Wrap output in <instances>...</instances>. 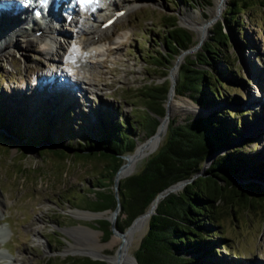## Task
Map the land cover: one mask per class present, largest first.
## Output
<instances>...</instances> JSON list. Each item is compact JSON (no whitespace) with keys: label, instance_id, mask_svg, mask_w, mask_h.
Returning a JSON list of instances; mask_svg holds the SVG:
<instances>
[{"label":"rangeland","instance_id":"1","mask_svg":"<svg viewBox=\"0 0 264 264\" xmlns=\"http://www.w3.org/2000/svg\"><path fill=\"white\" fill-rule=\"evenodd\" d=\"M229 1L225 0L215 11L216 0H99L93 18H82L85 31L96 30L114 14L113 10H126V14L108 28L97 46H92L97 57L90 58L88 53L92 48L78 46L77 52L85 58L76 74L65 71V62H52L42 56V47L37 41L22 53L12 46L0 56V120L7 122L0 131V251L4 249L10 255V264H61L69 258H86L83 254L65 252L70 245L95 243L97 237L99 244L105 245L104 255L117 254L115 251L120 243L109 245L114 235L109 225L105 227L109 235L104 238L103 227L97 223L104 219L84 220L71 214L86 212V202L93 201V192L112 190L110 185L103 189L95 185L102 161L77 159L76 149L88 143L96 146L99 135H104V127L112 122L121 120L135 124L138 120L142 102L136 91L163 80L149 64L154 62L152 56L156 52L163 51L159 43L165 31L161 23L164 16H174L177 27L192 36L194 45L202 41L201 46L209 37L213 24L226 12ZM249 2V7L237 17L240 21L238 31L234 24L230 30L222 22V31L230 40L227 47L219 49L218 61L211 64L219 68L222 84L217 90L218 98L214 97L209 108L202 110L187 95L174 94L178 67L186 56L199 49L179 56L177 65L171 70H174L171 76L175 79L170 94H173V101L184 98L191 108L168 117L167 122L160 125L156 137H146L140 126L129 133L135 139V148L127 154L129 160L132 159L131 174L139 171L160 146L169 120L182 124L189 118L205 117L212 112L228 126L241 117L244 123L233 128L227 137L228 144L217 155L240 156L234 161L239 166L236 182L253 186L262 192L264 199V182L260 180L264 177V0ZM185 16H190L197 24H208L204 39H198L195 33L181 25ZM213 18L216 20L211 22ZM60 21L56 26L57 43L62 46L70 41L71 45L77 44V27L65 22L64 17ZM17 40L25 46V38ZM63 51L64 48H59L58 55ZM197 67L205 71L211 68ZM252 70L257 72L254 79ZM53 77L57 86L66 78L69 81L65 85H68L78 77L84 83L81 87L87 88L85 96L75 87H70L67 93L54 88V84L52 96L46 95L42 86L37 87L38 82H50ZM17 93L18 96L14 95ZM2 106L7 109L3 110ZM167 106L165 99L164 111ZM261 122L262 126L257 128ZM46 135H49L47 139ZM59 135L61 140H57ZM55 150L65 152L64 156H56L52 153ZM122 162L124 164L125 159ZM105 212L110 215L112 211ZM116 218L115 224H121L124 219L121 209ZM82 228L98 234L89 235ZM146 228L147 223L129 242L131 256ZM128 230L121 232L124 234ZM202 235L196 240V250L191 248L189 257L193 260L189 264H264V202L262 207L259 205L253 210L233 205L230 209L218 207L213 226H207Z\"/></svg>","mask_w":264,"mask_h":264},{"label":"trees","instance_id":"2","mask_svg":"<svg viewBox=\"0 0 264 264\" xmlns=\"http://www.w3.org/2000/svg\"><path fill=\"white\" fill-rule=\"evenodd\" d=\"M246 1L230 0L226 12L213 24L209 37L199 50L183 60L178 67L174 86L176 96L187 95L189 100L202 110L209 108L214 97L218 98L217 90L222 84L218 75L219 68L211 64L218 61L221 53L219 49L227 47L230 40L229 35L222 31V22L230 30L234 24L237 27L235 30L238 31L240 21L237 17L251 4L249 0ZM161 23L165 31L159 47L163 48V51L152 56L154 62L149 66L158 71L159 78L163 80L159 84L144 85L136 91L137 98L142 102V112H139L136 123L121 120L112 122L104 127V135H99L96 146L88 143L84 147L79 145L76 149L77 159L92 158L102 161V170L95 182L97 188L112 186L113 176L123 164L121 157L135 148V139L129 133H132L136 126H140L146 137L154 134L159 119L164 116L163 104L169 90V81L166 79L168 70L180 52L194 46L192 36L177 27L174 16H164ZM202 65L211 68L205 71L197 67ZM2 109L7 108L2 106ZM209 114L201 118H189L182 124L169 120L160 146L147 158L141 169L118 181L117 197L124 219L121 224H115V227L121 232L135 217L147 208L150 209L148 206L156 194L177 182L191 180L180 191L167 194L157 203L154 214L148 218L145 234L132 254L137 264L192 263L193 259L189 257V254H192L191 248L196 250V240L204 236L202 234L206 233L207 226H213L218 207L230 209L233 205L245 210H253L259 205L262 207V192L251 185L242 186L235 180L239 166H236L234 161L235 158L240 159V156L234 158L230 153L217 155L218 151L228 144L227 137L230 132L243 124L244 119L239 117L240 119L227 126L218 115L212 112ZM219 114L222 115L223 112ZM0 123L2 131L7 122L2 119ZM47 136L49 135L45 138ZM60 137L57 136V140H61ZM52 153L58 157L65 154L59 150ZM208 159H211L210 163L204 167ZM201 171L202 176L194 177ZM105 179L107 183L104 182ZM93 195V201L86 202L87 211L114 209L116 202L113 190L107 193L93 192ZM97 223L102 225L101 231L106 238L109 231L105 227L109 224L105 220ZM60 263L104 264L88 258H69Z\"/></svg>","mask_w":264,"mask_h":264},{"label":"bare ground","instance_id":"3","mask_svg":"<svg viewBox=\"0 0 264 264\" xmlns=\"http://www.w3.org/2000/svg\"><path fill=\"white\" fill-rule=\"evenodd\" d=\"M10 1H13V0H0V28L1 27L4 28L0 30V35H1L0 56H2V54L12 46H15L18 49V51L22 53L27 48H29L33 42L37 41L38 44L41 45L42 47V50H41L42 56H44L45 58H48V60L50 59L52 62H60V61L63 63L65 62V65H64L66 69L65 71L70 72V73L72 71H75V74H76L77 67L82 64V60L85 58L84 54L82 55V53L77 52L79 48L78 46L83 45L82 47H86V49L89 50L90 48H92V46L96 45L97 41L101 38L102 35L104 36V34H106L109 31L108 28L101 29V27H98L94 31L92 30L85 31L84 26L81 24V21H83L84 19L83 20L79 19L80 16H77L76 14H74V12H72V9H70L69 12H64V13L70 14L72 15V17H74L73 20L70 19V22L73 23L74 26H77V35H76L77 39L75 40V42L77 41L78 42L77 44L74 43L73 45H71L72 42L70 41L69 43H67L66 46L65 45L62 46L59 43H57V41L55 40V34L58 33V30L56 29L55 26H53L51 19L48 20L46 18H43L44 16L42 15L39 18L40 20L43 18L41 21L42 23H38L36 21L37 19L33 16V14L29 13V11L27 10L28 8L22 9L23 12H20L21 6L20 7L19 5L15 6ZM22 1H25V0H22ZM26 1L33 2V6H31V8H33L34 6H38L36 3V0H26ZM224 1L225 0H216L215 11H217L220 8V6L224 5ZM52 4L53 2L51 1L50 5ZM128 6H131V5H128ZM127 9H130V8L127 7ZM95 10H97V5L88 6L84 8V13L86 14V16H90L91 18H93ZM113 11H116V10H113ZM18 12H20V16ZM21 13L24 15V17H26L25 20L20 19ZM124 13H126V11H124ZM40 25H42V27ZM181 25L185 27L186 29H188L189 31L195 33L197 38L200 40L204 39L207 34L208 24L206 22L202 24H197L193 21V19L190 16H185L183 18ZM37 30H41V35L38 37H35L33 33H35ZM88 32H91V33H88ZM18 37L25 38V42H24L25 46L20 44V42L17 40ZM59 48L60 49L64 48V51L62 52L61 55H58ZM96 53L97 52L95 51V49L93 50L92 48V50L90 49L88 54H90V58H91L92 55L97 57L98 54L96 55ZM51 54H55V56H52ZM173 71H171L170 73L171 75ZM77 78L74 79L73 83H70L68 85H65L69 81V79L66 78V81H64V83L61 82L59 86L55 84L56 81L54 79L53 83L43 82L42 84L38 82L37 87L39 88L42 86L43 92H45L46 95L48 94L50 96H52L51 94L53 93V89H52L53 84H54V88L60 89V91L66 90L67 93L70 87H75L76 91L78 90L79 92H81V96H85L87 88L86 89L82 88L81 86L84 83H82L81 80ZM170 92H169L170 96L168 95L169 100H167L168 106L166 108L168 111L167 118L171 117V115L175 113H182V112H186L187 110H190L191 108V106L189 105L190 102L188 103V101L185 100L184 98L183 99L180 98V99H177V101H173V94L172 93L170 94ZM10 93L13 94V92H10ZM14 95L18 96V93ZM10 99L13 100V98H10ZM261 126H262V122L261 124L258 125L257 128H260ZM159 129L160 128H158L157 132L154 134L155 137L158 135ZM138 149H141V147ZM129 159H130L129 155L125 157V163L122 165L117 175V181L131 174L132 172L131 160L132 159L131 160ZM260 180L264 182V177L261 178ZM262 185L264 189V184ZM158 202L159 200L155 202V205ZM153 205L154 204L152 203L150 207H152ZM147 212L143 214L142 216H140L129 227V230L126 233L124 234L122 233L121 236H118L117 234H114L112 236L109 242V245H113L114 243L119 242L120 249L118 251V254L104 255L103 248L105 247V245L99 244L98 237L96 238V242L92 244L70 245L69 249L66 250L65 254H67L68 252H73V253L83 254L86 256L90 255V257H103L106 264H133L132 256L129 253L128 244L132 240L133 236L135 234H138V231L146 225L148 218H149V216L147 215ZM71 214H73L75 217L82 218L84 220H94L96 218L98 219L101 217H109V215L106 212H103L100 214H92V213L85 212V211H76V212H71ZM82 230L86 231L87 233H89V235L91 234L92 236L98 234L94 230H91L89 228H82ZM1 254H3V256ZM0 258H3V259H0V262L1 261L6 262V263L4 262L3 264H10L11 262L10 255L4 249H1L0 251ZM7 260L9 262H7Z\"/></svg>","mask_w":264,"mask_h":264},{"label":"water","instance_id":"4","mask_svg":"<svg viewBox=\"0 0 264 264\" xmlns=\"http://www.w3.org/2000/svg\"><path fill=\"white\" fill-rule=\"evenodd\" d=\"M216 20V18H213L211 20V22H214ZM202 43V41H199L197 42L193 47H191L190 49L186 50V51H182L180 52V54L176 57L175 59V62L173 64V67L169 70L167 76H166V79L169 81V90L167 92V96H166V100H168V95H169V92L172 91V88H173V85H174V79L173 77H171L170 75V72L171 70L177 65V60H178V57L181 56V55H185V54H188L192 51H195L197 49H199L200 47V44ZM163 122H167V111L165 109L164 111V116L163 118L159 119V124L154 132V134L157 132L159 126L161 124H163ZM153 134V135H154ZM152 135V136H153ZM152 136H150L149 138H151ZM148 138V139H149ZM127 156V155H126ZM126 156H123L121 157L122 159H125ZM210 162V159H208L207 161H205L204 163V167H206L208 165V163ZM122 165H120V167L117 169V171L115 172L114 176H113V182H112V190H113V195H114V199H115V207L114 209L112 210L111 214L109 215L110 217L109 218H98V219H104L108 224H109V227H110V232L112 234H117L118 236H121L122 235V232L118 231L115 227V216L117 215L118 211L121 209L120 208V205H119V201H118V197H117V187H118V181H117V175L121 169ZM203 167V169H204ZM196 176H202V171L199 172L197 175H195L194 177ZM191 180H186V181H180V182H177L173 185H170L168 186L166 189L162 190L161 192H159L158 194H156V196L153 198V200L150 202L149 206L154 203V205L152 207H150V210H146L148 211L147 212V215L150 217L151 215L154 214V210L156 208V205H155V202H157L158 200H161L162 198H164L167 194H170V193H176L178 191H180L187 183H189ZM148 206V207H149ZM148 209V208H147ZM143 212L142 214L138 215L137 217H135L132 222L129 224V226L127 228H129L140 216H142L143 214L146 213ZM86 212H89V213H92V214H100V213H103L105 211H101V212H90V211H86ZM126 228V229H127ZM120 249V246L117 247L115 253L118 254V251ZM114 253V254H115ZM86 256V255H84ZM86 258H88L89 260H92V261H100V262H103L104 264H106L105 260L103 259V257H90V256H86ZM132 263L133 264H137L135 259L132 257Z\"/></svg>","mask_w":264,"mask_h":264},{"label":"snow or ice","instance_id":"5","mask_svg":"<svg viewBox=\"0 0 264 264\" xmlns=\"http://www.w3.org/2000/svg\"><path fill=\"white\" fill-rule=\"evenodd\" d=\"M92 2L93 0H80L81 7H83L85 4L92 3ZM96 2H98V0H96ZM39 3L46 4L47 0H39Z\"/></svg>","mask_w":264,"mask_h":264}]
</instances>
